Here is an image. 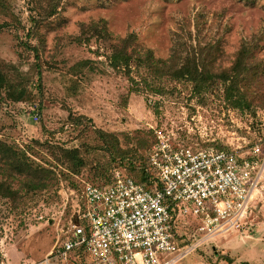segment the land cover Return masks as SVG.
Here are the masks:
<instances>
[{
    "label": "rangeland",
    "instance_id": "rangeland-1",
    "mask_svg": "<svg viewBox=\"0 0 264 264\" xmlns=\"http://www.w3.org/2000/svg\"><path fill=\"white\" fill-rule=\"evenodd\" d=\"M33 7L32 0H5L0 8V23H6L0 30V69L12 80L22 79L26 91L23 102H0V138L29 149L56 174L42 190L13 201L0 197V264H38L79 200L83 182H103L114 171L132 174L120 155L137 165L157 131L192 148L249 152L258 143L264 154V108L252 114L230 107L219 82L196 95L188 82L155 77L141 67L132 69V82L109 66L110 42L79 27L101 18L112 38L134 33L136 43L165 58L177 24L187 19L193 29L192 16L202 11L206 23L225 25L222 65H227L242 37L264 29V0L253 5L238 0H59L56 14L36 24L40 38L26 33ZM260 45L255 54L264 64V32ZM84 59L86 65L77 64ZM149 86L161 92H150ZM76 116L80 123H71L69 117ZM47 145L76 147L84 164L68 172ZM252 204L251 220L241 231L208 239L172 264H264V182ZM185 221L176 230L188 236L194 216ZM176 254L163 252L159 258Z\"/></svg>",
    "mask_w": 264,
    "mask_h": 264
},
{
    "label": "built area",
    "instance_id": "built-area-1",
    "mask_svg": "<svg viewBox=\"0 0 264 264\" xmlns=\"http://www.w3.org/2000/svg\"><path fill=\"white\" fill-rule=\"evenodd\" d=\"M258 146L252 143L249 152L192 148L157 131L147 153L150 184L120 171L107 182H83L79 200L38 264H74L70 259L78 250L89 257L86 264H172L208 239L241 231L264 182ZM189 215L195 222L187 236L176 228ZM180 235L188 241L181 250ZM163 252L177 254L160 259Z\"/></svg>",
    "mask_w": 264,
    "mask_h": 264
},
{
    "label": "trees",
    "instance_id": "trees-1",
    "mask_svg": "<svg viewBox=\"0 0 264 264\" xmlns=\"http://www.w3.org/2000/svg\"><path fill=\"white\" fill-rule=\"evenodd\" d=\"M4 1L0 0V8H4ZM238 1L253 5L255 0ZM32 2L35 4V7H33L35 15L31 17V26L26 33L28 36L35 35L40 38L35 26L42 19L56 14L59 0H32ZM192 17L193 29L188 28L189 20L186 19L180 21L176 26V30L171 32V44L165 58L155 57L151 49L136 43L134 33L130 32L112 38L106 29L105 21L101 18L96 21H89L86 24L79 23V27L82 32L88 33V36L110 42V53L107 57L109 66L122 71L132 82H136L130 76L132 69L140 67L155 77L164 76L171 80L188 82L191 93L196 95L202 94L212 84L219 82L222 85L223 99L230 107L247 110L252 114H254L256 107L264 108V84H262L264 64L256 58L255 54L261 46L260 41L264 29L258 28L242 37L231 54L228 64L222 65L225 57L222 49V36L226 30L225 25L220 24L218 21L211 24L206 23L207 19H205L206 16L202 11H197ZM5 26V22L0 23V30ZM30 48L35 49L36 47L30 46ZM86 63L87 60L84 59L78 61L77 64L83 66ZM145 86H148V84H145ZM261 86L262 90L260 91L258 88ZM149 91L160 93L161 88L149 86ZM25 97L26 91L22 79L12 80L6 71L0 69V102L2 100L23 102ZM80 118V116L69 117V120L73 124H79ZM104 141L106 144L105 138ZM150 145L143 160L137 165H133L131 159L124 153L120 155V160L127 163V167L132 173L126 175L134 181L146 185H149L151 181L150 173L147 171V153ZM46 147L55 160L59 164H63L70 173L77 172L84 164V160L79 155L76 147L63 148L58 145H47ZM214 148L225 149L222 146ZM27 150L29 149L0 138L1 198L13 201L29 192L42 190L49 186L46 181L51 180L56 174L52 168L42 165L32 158ZM110 177L111 175L103 182H107ZM12 180L17 181L16 187H13ZM20 191H22V194H20ZM178 238L181 239V244L185 245L188 242L184 240V235H180ZM72 255L76 258L75 263H87L82 261L83 258L88 260L82 250L73 252ZM228 262L226 263L228 264ZM239 264L247 263L241 262Z\"/></svg>",
    "mask_w": 264,
    "mask_h": 264
}]
</instances>
